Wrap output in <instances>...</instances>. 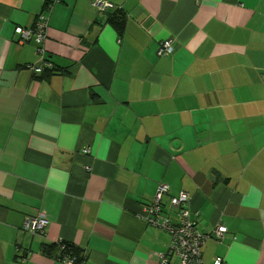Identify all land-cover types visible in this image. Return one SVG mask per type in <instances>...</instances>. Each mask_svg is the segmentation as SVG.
<instances>
[{
	"label": "crops",
	"instance_id": "obj_1",
	"mask_svg": "<svg viewBox=\"0 0 264 264\" xmlns=\"http://www.w3.org/2000/svg\"><path fill=\"white\" fill-rule=\"evenodd\" d=\"M52 1L0 0V264H64L42 252L60 241L82 264H158L162 184L208 236L194 264H264V0H63L37 53L14 29Z\"/></svg>",
	"mask_w": 264,
	"mask_h": 264
},
{
	"label": "built area",
	"instance_id": "obj_2",
	"mask_svg": "<svg viewBox=\"0 0 264 264\" xmlns=\"http://www.w3.org/2000/svg\"><path fill=\"white\" fill-rule=\"evenodd\" d=\"M63 0H53L46 4L44 12L36 17L34 25L31 28H23L16 26L14 32L18 35L20 42H33L37 48V53H42L41 46L46 40V30L48 26V12L53 3H60ZM94 5L99 6L98 2ZM101 5V4H100ZM175 48L172 45L171 40H162L158 46L156 54L158 57H167L173 55ZM51 68V65L46 61L42 63L28 65L27 69L32 74H41L43 69ZM168 192V186L162 184L158 188L157 195L154 198L153 203L147 209V222L150 225H154L157 228L167 232L171 236V246L168 253L159 254L158 264H169V257L174 255L178 263L177 264H194L201 261V247L207 239V235L198 231L196 221L192 219V213L187 208L188 197L186 194H181L178 197H172L170 204L172 209V215L163 210L161 204V196ZM48 221L44 217H38L28 220L25 224V228L31 233H43ZM224 227H219L216 231L217 237L225 232ZM64 250V247H62ZM64 264H78L75 257H65L62 260ZM213 264H223L221 258H216Z\"/></svg>",
	"mask_w": 264,
	"mask_h": 264
},
{
	"label": "trees",
	"instance_id": "obj_3",
	"mask_svg": "<svg viewBox=\"0 0 264 264\" xmlns=\"http://www.w3.org/2000/svg\"><path fill=\"white\" fill-rule=\"evenodd\" d=\"M108 22L117 31L118 35H120L124 30L126 15L122 10H117L108 17ZM45 72L48 74H44ZM42 73L43 75H41L40 78H47L54 74V69L53 67H45ZM192 219L195 220L194 217H192ZM62 247H64V250H62ZM55 250H57L56 259L59 261H62L65 257H75L78 264H82L84 261V256L80 253V250H78L73 244L65 241L56 242L51 245H44L42 247V252L48 256L52 255Z\"/></svg>",
	"mask_w": 264,
	"mask_h": 264
},
{
	"label": "rangeland",
	"instance_id": "obj_4",
	"mask_svg": "<svg viewBox=\"0 0 264 264\" xmlns=\"http://www.w3.org/2000/svg\"><path fill=\"white\" fill-rule=\"evenodd\" d=\"M6 264H12V262H9V260L6 262ZM19 264H21V261L19 260ZM23 264V263H22ZM32 264V263H31Z\"/></svg>",
	"mask_w": 264,
	"mask_h": 264
}]
</instances>
